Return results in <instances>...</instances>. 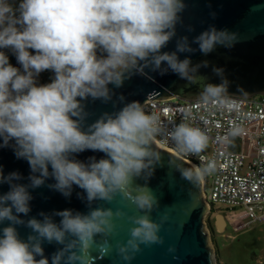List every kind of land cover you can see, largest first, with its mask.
Wrapping results in <instances>:
<instances>
[{
	"label": "clouds",
	"instance_id": "9594fccd",
	"mask_svg": "<svg viewBox=\"0 0 264 264\" xmlns=\"http://www.w3.org/2000/svg\"><path fill=\"white\" fill-rule=\"evenodd\" d=\"M186 7L184 0H21L14 9L8 0H0V49L10 48L23 69L11 65L0 51V148L11 147L30 168L29 183L24 184L19 183L24 179L21 173L5 176L0 166V184L9 185V191L0 195V224L7 222L0 229V264H50L44 242L62 246L52 254L51 264H89L92 251L101 249L97 236L108 244L107 238L116 231L115 219L124 217L133 226L128 240L115 245L122 261L130 264L142 251L141 245L164 244L159 233L168 215L159 223L150 218L160 202L148 182L156 168L163 167L162 155L153 147L155 138L164 134L179 152L199 155L210 136L189 122L190 110L167 131L156 114H147L139 101L125 102L115 89L134 75L147 76L145 69L161 76L171 71L190 82L199 68L208 67V61L192 65L190 58H179L178 53L196 51L186 35L176 39L175 51H162L177 36V25H183ZM187 30L194 31L191 26ZM237 42L238 33L214 26L192 40L204 55L218 45L232 48ZM46 70L54 78L37 85L36 77ZM213 72L222 82L206 83L200 101L234 110L223 69L213 68ZM89 99L123 106L88 123ZM243 131L233 125L217 140L231 143ZM89 150L104 156H90L86 162L77 159ZM169 165L194 187L216 168L214 160L203 167L183 168L172 161ZM48 179L55 182L47 187L66 198L71 197L73 186L83 190L77 196L86 201L88 212L42 211L38 214L42 219L22 218L21 214L28 217L31 212L30 190L45 186ZM137 179L145 183L137 184ZM117 196L143 215L92 207L96 201L111 203ZM56 216L61 218L59 223L53 219ZM17 226L31 230L26 240ZM103 250L107 254L111 245ZM167 251L175 253L176 248L170 245Z\"/></svg>",
	"mask_w": 264,
	"mask_h": 264
},
{
	"label": "water",
	"instance_id": "95a60500",
	"mask_svg": "<svg viewBox=\"0 0 264 264\" xmlns=\"http://www.w3.org/2000/svg\"><path fill=\"white\" fill-rule=\"evenodd\" d=\"M187 5L182 13L183 25H177V36L174 37L162 51H175L176 39L180 36H188L190 46L196 49L193 53H178L182 60L186 57L191 59L192 65L208 61V67L199 68L197 75L188 82L179 78L178 75L169 71L161 76L158 72L145 69L147 76L134 75L124 82L123 87L115 89L116 95L123 94L125 102L139 101L142 106L149 100H167L180 98L182 100L200 99L206 83L220 84L222 77L213 72V68L223 69V79H227L228 96L255 97L264 95V0H184ZM212 13H215L213 17ZM191 26L194 31L187 29ZM210 26L217 30L227 29L229 32L239 34V42L232 48L216 46L211 53L204 55L199 51L198 45L192 40ZM151 77V78H149ZM111 88L112 85H109ZM115 97L113 100L115 101ZM87 111L91 113L88 123L93 122L105 111L112 112L123 106L121 103H102L100 100L86 101ZM2 143V141H0ZM153 147L162 155L163 167H157L154 176L148 182V186L159 198L160 207L155 209L150 218L155 222L165 214L168 220L162 225L159 235L164 238V244L151 246L141 245L142 251L138 253L130 264H219L215 243L211 237V230L207 225L206 216L211 212L206 199L202 182L194 187L187 180L181 178L176 167L170 166L172 161L175 165L183 168H194L192 164L178 157L170 150L154 142ZM90 156L97 159L104 156L101 152L85 151L78 154L77 159L87 161ZM0 166L6 176L8 173L18 171L24 177L19 183L27 184L30 168L26 160L17 159L11 147L0 148ZM55 181L48 179L46 185L30 190L33 200L30 202V217L42 219L40 212L52 213L71 209L86 214L88 207L86 201L78 198L77 193L83 195V190L73 186L71 197L66 198L58 191L47 187ZM137 184H144V180L137 179ZM9 191L8 184H0V195ZM122 209L128 216L143 215L130 201L117 196L111 203L96 201L92 207ZM59 223L60 217H53ZM116 231L108 237V244H104L102 236H97L99 250H93L89 264H128L122 261L116 254L117 242H126L129 238V229L133 226L127 217L116 218ZM7 226V222L0 224V229ZM20 237L24 240L31 232L30 229L17 226ZM2 235V233H0ZM111 245V251L105 254L103 249ZM170 245L176 248L175 253L167 251ZM44 254L49 258L60 247L53 242H44L42 245ZM40 259V257H36Z\"/></svg>",
	"mask_w": 264,
	"mask_h": 264
},
{
	"label": "built area",
	"instance_id": "2783aa9c",
	"mask_svg": "<svg viewBox=\"0 0 264 264\" xmlns=\"http://www.w3.org/2000/svg\"><path fill=\"white\" fill-rule=\"evenodd\" d=\"M228 99L234 102V110L204 105L200 99L179 98L149 100L143 107L147 114H156L167 131L181 123L186 110H190L189 122L210 136L208 149L199 155L181 153L164 134L158 135L155 142L195 166L215 161V171L205 175L204 181L211 211L217 205L243 208L252 223L264 222V95ZM233 125L242 127L243 133L231 143L221 144L217 137Z\"/></svg>",
	"mask_w": 264,
	"mask_h": 264
},
{
	"label": "rangeland",
	"instance_id": "374dc122",
	"mask_svg": "<svg viewBox=\"0 0 264 264\" xmlns=\"http://www.w3.org/2000/svg\"><path fill=\"white\" fill-rule=\"evenodd\" d=\"M8 2L17 9L21 0ZM16 14L19 15L18 12ZM215 209L207 214L206 221L208 225L210 218L214 228V232H210L218 249L219 264L264 263V222L252 223L243 208L217 205Z\"/></svg>",
	"mask_w": 264,
	"mask_h": 264
},
{
	"label": "trees",
	"instance_id": "16d2710c",
	"mask_svg": "<svg viewBox=\"0 0 264 264\" xmlns=\"http://www.w3.org/2000/svg\"><path fill=\"white\" fill-rule=\"evenodd\" d=\"M0 51H3L8 56L9 63L11 65H13L14 67H17V68L21 69V71H23L22 66L17 62L16 56L10 48H3V49H0ZM29 51L32 52L33 54H35L33 52V50L30 49ZM53 78H54V73L50 70H46V71L41 72L36 77V83H37V85L47 84V83H50ZM215 210L216 209L213 208L212 212H214ZM208 225H209L211 232H214V228H213L212 222L210 221V218H208ZM259 264H264V263H259Z\"/></svg>",
	"mask_w": 264,
	"mask_h": 264
},
{
	"label": "bare ground",
	"instance_id": "6f19581e",
	"mask_svg": "<svg viewBox=\"0 0 264 264\" xmlns=\"http://www.w3.org/2000/svg\"><path fill=\"white\" fill-rule=\"evenodd\" d=\"M190 164H192L194 167H196L193 163H190ZM220 223H222L221 219H220Z\"/></svg>",
	"mask_w": 264,
	"mask_h": 264
},
{
	"label": "crops",
	"instance_id": "0c3cea01",
	"mask_svg": "<svg viewBox=\"0 0 264 264\" xmlns=\"http://www.w3.org/2000/svg\"><path fill=\"white\" fill-rule=\"evenodd\" d=\"M221 224V223H220Z\"/></svg>",
	"mask_w": 264,
	"mask_h": 264
}]
</instances>
